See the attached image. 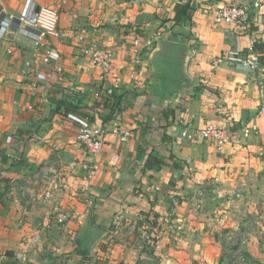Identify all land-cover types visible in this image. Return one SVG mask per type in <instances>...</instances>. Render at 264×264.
<instances>
[{
	"label": "crops",
	"instance_id": "1",
	"mask_svg": "<svg viewBox=\"0 0 264 264\" xmlns=\"http://www.w3.org/2000/svg\"><path fill=\"white\" fill-rule=\"evenodd\" d=\"M27 1L0 0V12L19 16ZM31 1L61 10L67 36L42 46L16 32L0 38V264H176L188 242L219 244L210 227L243 234L247 216L264 235V60L256 72L213 65L237 45L247 52L251 39L264 56V0H246L248 30L215 24V7L232 0ZM92 44L114 54L108 73L93 64ZM47 51L58 59L46 62ZM69 113L104 126L100 154L80 149ZM208 126L230 130L233 145L218 151L183 135ZM46 165L59 180L23 197ZM55 207L64 226L46 218ZM159 218L155 252L143 236ZM118 219L137 221L134 235Z\"/></svg>",
	"mask_w": 264,
	"mask_h": 264
},
{
	"label": "built area",
	"instance_id": "2",
	"mask_svg": "<svg viewBox=\"0 0 264 264\" xmlns=\"http://www.w3.org/2000/svg\"><path fill=\"white\" fill-rule=\"evenodd\" d=\"M61 10L51 9V8H40L39 12L36 13V7L32 5V1L28 0L25 9L22 11L21 15L16 16L13 14H7L0 12V38H4L10 33H19L20 35L26 36L32 39L37 46H42L44 41L48 37H66V34H62L59 31V23L61 17ZM214 22L218 25H229L236 29L248 30L252 24V8L246 0H232L229 3L220 5L214 9ZM264 28V25H263ZM79 41H84L82 35H78ZM257 40L251 39L248 45L247 52L243 51L240 46L228 49L224 51L219 57L214 59L213 65L218 67L222 63H227L229 65H239L249 68L251 71L256 72L263 67L264 56L256 51ZM91 57L92 62L96 67L101 68L104 73H108L111 68L114 54L110 51L101 49L100 47L92 44L91 45ZM57 60L58 55L53 51H47L45 61L49 62L52 60ZM106 93L111 95L113 93L112 89H107ZM99 96V95H97ZM262 111H264V103L262 104ZM67 118L78 125L77 140L80 149L90 156H96L100 154L105 147V135L106 129L104 126H97L91 123L87 119H83L75 114L69 113ZM257 127L254 125L251 128H246L242 132L243 140H248L253 131H257ZM115 133L122 141H125L130 134L128 132H123L120 128L113 129ZM188 139H193L198 136L203 140L212 143L218 151H222L226 146L233 145L235 142V135L226 128H220L217 126H208L204 129L195 132H185L183 134ZM239 142V141H238ZM240 147L244 150L247 149L245 142L239 143ZM76 164H72L71 167H75ZM59 180V171L56 167L52 165L43 166L38 173H36L33 179L30 181L31 188H22L21 195L23 197L28 196L30 193L31 197L35 200L37 199V194L35 188H39L40 185H47L54 183ZM15 191V189H13ZM49 195H47V198ZM202 204V203H200ZM201 208L200 206L197 207ZM46 218L48 221H53L59 226H64L68 221V215L62 209L55 207L52 210L46 211ZM157 225L149 223L146 224V229H152V236H143L147 243L148 250L159 251L161 249L162 242V226L165 223L164 218H159L156 220ZM22 223V220L20 221ZM116 226L123 233V235L129 236L134 235L138 229L137 221L131 224L129 227H124L122 222L118 219L116 221ZM146 229H143V233H146ZM229 242L232 241V237H227ZM235 243V242H234ZM237 250L234 257L237 258L236 264H249L238 243L235 245ZM22 259V255L18 256Z\"/></svg>",
	"mask_w": 264,
	"mask_h": 264
},
{
	"label": "rangeland",
	"instance_id": "3",
	"mask_svg": "<svg viewBox=\"0 0 264 264\" xmlns=\"http://www.w3.org/2000/svg\"><path fill=\"white\" fill-rule=\"evenodd\" d=\"M39 187H42V185ZM243 221L245 228H243L241 232L243 234H239V232H235L228 228H221V230H218L210 227V230L216 233L220 231L221 237L219 244L216 245V243L208 242V240H206L207 237H203V240L198 243L188 242L186 245L188 247L186 255L188 256L185 255L184 257H180L179 260L176 261V264H219L221 257H217V255L222 254V244L225 246V253L229 255L232 249L236 248L235 245H237V243L243 247L242 253L250 257L251 260H249V264H264V235L261 233V227L253 224L254 221L251 219L249 220V216L244 217ZM229 236L232 237L233 242L227 240ZM222 240H226V242Z\"/></svg>",
	"mask_w": 264,
	"mask_h": 264
},
{
	"label": "trees",
	"instance_id": "4",
	"mask_svg": "<svg viewBox=\"0 0 264 264\" xmlns=\"http://www.w3.org/2000/svg\"><path fill=\"white\" fill-rule=\"evenodd\" d=\"M179 8H178L177 15L175 17L176 21L182 19L181 15H183L185 17H188L187 10L189 9V5L187 4V5L183 6L182 8L181 7H179ZM67 110L69 111V110H72V109L70 107H67ZM73 111H75V110H73ZM236 250H237V248H233L229 255H228V253H224L223 256L221 257L220 261H219V264H236V263H234L237 260V258L234 257ZM243 255H244V257L246 259L249 258L248 260H251L250 257L247 254H243Z\"/></svg>",
	"mask_w": 264,
	"mask_h": 264
},
{
	"label": "water",
	"instance_id": "5",
	"mask_svg": "<svg viewBox=\"0 0 264 264\" xmlns=\"http://www.w3.org/2000/svg\"><path fill=\"white\" fill-rule=\"evenodd\" d=\"M40 8H41V7H37V8H36V13L39 12Z\"/></svg>",
	"mask_w": 264,
	"mask_h": 264
}]
</instances>
